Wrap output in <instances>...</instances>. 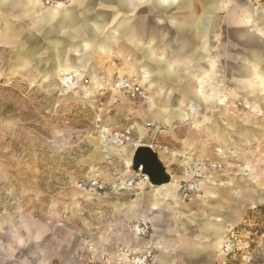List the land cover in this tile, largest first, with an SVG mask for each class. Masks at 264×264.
Here are the masks:
<instances>
[{
	"label": "crops",
	"instance_id": "crops-1",
	"mask_svg": "<svg viewBox=\"0 0 264 264\" xmlns=\"http://www.w3.org/2000/svg\"><path fill=\"white\" fill-rule=\"evenodd\" d=\"M19 2L26 17H61L57 27L63 35L65 55L73 58L63 63L74 69L87 68L98 76L91 66L95 56L109 55L117 47L116 53L124 61L122 73L151 93L152 101L136 111L141 124L153 121L168 128L170 133L164 136L182 149L211 154L212 148H207L210 141L241 161L233 171L215 175L212 185L204 182L200 194L189 201L179 199V186L174 182L162 191L165 203L153 189H145L136 202L137 196L132 194L121 207L128 221L110 223L108 247L114 252L127 246L150 247L156 251L151 264H230L236 251L223 254L219 249L228 238V227L243 220L248 203L251 207L264 203V180H256L264 160V4L255 5L251 0H66L62 11L49 8L39 15L36 9L42 0H0V16H16ZM223 17L229 32L236 36L232 43L236 60L232 59L230 66L227 45L216 41ZM46 32L57 36L55 30ZM31 39L28 34V41ZM224 64L235 85L245 81V73L251 74L253 95L234 90V97L244 104L241 115L233 116L234 111L221 107L219 112L209 104L225 76ZM188 105L197 107L188 117L194 118L187 135L178 138L174 127L184 119L176 117ZM123 152L130 155L128 150ZM242 180L257 185L248 190ZM152 200L161 204L155 206ZM142 229H146L144 235ZM38 238L31 234L27 239L18 238V243ZM235 241L236 237V248Z\"/></svg>",
	"mask_w": 264,
	"mask_h": 264
},
{
	"label": "rangeland",
	"instance_id": "rangeland-1",
	"mask_svg": "<svg viewBox=\"0 0 264 264\" xmlns=\"http://www.w3.org/2000/svg\"><path fill=\"white\" fill-rule=\"evenodd\" d=\"M63 2L66 0H42L37 13L40 15L56 7L62 11ZM21 5V2L17 5L16 16H0V37L4 38H0V264H42V261L45 264H89V246L98 254L112 249L107 245L111 243L107 230L114 221H128L121 207L123 202L133 198L130 193H108L94 198L77 188V183L95 175H101L110 185L112 172L123 168L120 159L125 157L127 162L128 155L123 150L111 149L108 158L104 156L95 128L97 124L120 127L130 110H134L138 121L136 111L146 105L130 101L110 104L112 81L118 75L129 76L122 73L125 72L124 61L123 56L116 53L117 47L109 55L95 56L91 66L98 71V76L90 74L87 68L74 69L67 64L73 58L65 55L63 35L57 27L61 17H26ZM225 20L223 17L216 41L227 45L228 65L232 59L236 60L232 44L236 36L235 32H229ZM48 29L55 30L57 36L53 33H50L52 38L47 36ZM28 34L32 36L30 41ZM121 49L124 54L123 43ZM63 67L69 71L65 72ZM223 69L225 76L216 85V97L209 104L215 105L218 111L219 107L227 108L229 113L234 111L233 116L241 115L244 104L234 97V90L238 88L253 95L251 74L245 73V81L235 85L230 81L232 76L225 64ZM71 74L75 75L76 84L66 88V78ZM96 87L100 88L95 90ZM191 108L197 107L188 105L176 117L187 119L174 127L178 138L188 133L189 122L194 117L188 119L189 115L184 114ZM163 128L167 133L154 139L160 151L162 148L187 150L164 136L170 130ZM216 146L207 142V148L212 151ZM261 149L264 150V146ZM227 162L228 172L241 164L228 153ZM260 168L262 174L257 176L258 182L264 180V160ZM167 171L173 174L175 166L167 167ZM241 182L248 190H254L252 185H257ZM153 191L159 201L166 202L162 197L165 194L157 189ZM136 196L135 202L141 200V195ZM152 202L155 206L161 204ZM251 206L250 203L245 205L243 220L234 226L236 254L230 264H264V203ZM31 234L39 235L38 240L18 243V238L27 239Z\"/></svg>",
	"mask_w": 264,
	"mask_h": 264
},
{
	"label": "built area",
	"instance_id": "built-area-1",
	"mask_svg": "<svg viewBox=\"0 0 264 264\" xmlns=\"http://www.w3.org/2000/svg\"><path fill=\"white\" fill-rule=\"evenodd\" d=\"M255 5L264 4V0H251ZM76 77L74 74L68 75L65 87L73 86ZM90 81H85L86 84ZM100 87H96L95 90ZM110 104L117 105L122 101L135 102L142 105H148L152 101L150 91L141 83L128 75H118L112 81L109 87ZM87 93L86 96H89ZM195 110L189 111V116L195 113ZM187 120V119H184ZM120 127L110 128L97 124L95 134L98 138L99 147L105 157L111 149L128 150L132 156L133 152L140 146L151 147L158 155L164 166H175L176 173L171 175L172 182L179 186L181 201H189L194 196H198L201 192V186L204 182L213 184L215 175L228 173L227 153L220 146L213 148L211 154H197L191 150L170 151L167 148L158 147L154 143V139L158 135L167 133L162 125L145 121L139 124L136 120L134 110H130L123 120ZM109 160V159H107ZM131 161V160H130ZM167 161V162H166ZM123 168L120 171L112 172V183L107 184L101 178V175H95L86 181H80L76 184L85 195L92 197H100L108 193L121 195L130 193L133 195H141L145 189L152 187L149 184L148 177L141 173L131 170L130 162H122ZM146 229H142V233ZM235 227H228V238L222 244L220 250L223 254H229L234 251L235 245ZM154 249L147 247L139 250L132 246L120 247L116 252L113 249L100 252L97 259L94 258L97 250L89 246L87 254L91 257L89 264H151L154 257Z\"/></svg>",
	"mask_w": 264,
	"mask_h": 264
},
{
	"label": "water",
	"instance_id": "water-1",
	"mask_svg": "<svg viewBox=\"0 0 264 264\" xmlns=\"http://www.w3.org/2000/svg\"><path fill=\"white\" fill-rule=\"evenodd\" d=\"M131 170L146 175L150 186L162 187L171 183V175L160 161L157 153L149 146L138 147L131 156Z\"/></svg>",
	"mask_w": 264,
	"mask_h": 264
},
{
	"label": "bare ground",
	"instance_id": "bare-ground-1",
	"mask_svg": "<svg viewBox=\"0 0 264 264\" xmlns=\"http://www.w3.org/2000/svg\"><path fill=\"white\" fill-rule=\"evenodd\" d=\"M67 79V78H66ZM192 110H194L193 108H191L190 110L189 109H187V111L185 112V114L184 115H186V116H188L189 115V111H192ZM125 158V157H124ZM130 160H131V157L128 155L127 156V163H129L130 162ZM173 180V179H172ZM171 180V181H172ZM172 185V183H170V184H168V185H165V186H162V187H153L152 189H157L160 193H162V191H165L169 186H171ZM155 193H156V191H155ZM160 198V197H159ZM219 221H221V220H219ZM220 224H222V223H220ZM220 226V225H219ZM219 229V228H218ZM223 238V237H222Z\"/></svg>",
	"mask_w": 264,
	"mask_h": 264
},
{
	"label": "trees",
	"instance_id": "trees-1",
	"mask_svg": "<svg viewBox=\"0 0 264 264\" xmlns=\"http://www.w3.org/2000/svg\"><path fill=\"white\" fill-rule=\"evenodd\" d=\"M264 210V209H263Z\"/></svg>",
	"mask_w": 264,
	"mask_h": 264
}]
</instances>
